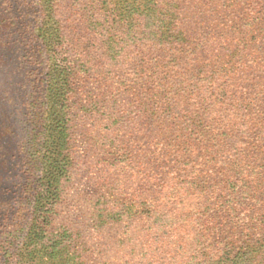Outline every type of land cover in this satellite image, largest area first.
Segmentation results:
<instances>
[{
	"label": "rangeland",
	"instance_id": "obj_1",
	"mask_svg": "<svg viewBox=\"0 0 264 264\" xmlns=\"http://www.w3.org/2000/svg\"><path fill=\"white\" fill-rule=\"evenodd\" d=\"M62 3L60 147L39 4L0 0V264H264V0Z\"/></svg>",
	"mask_w": 264,
	"mask_h": 264
},
{
	"label": "trees",
	"instance_id": "obj_2",
	"mask_svg": "<svg viewBox=\"0 0 264 264\" xmlns=\"http://www.w3.org/2000/svg\"><path fill=\"white\" fill-rule=\"evenodd\" d=\"M63 0H37L40 13L43 17V26L38 27L37 36L41 41L45 51H46V60H47V73H46V92L48 96V100L51 104V117L50 123L47 125L48 130L51 129L53 132L51 141L56 144V146H60L63 144L65 135H66V120L64 118L65 113L63 112L65 103L67 101V90L66 83L68 77L72 74V66L69 58L67 57V50L64 48V41H68L60 30V21L59 14L62 9ZM15 2V0H13ZM5 9V8H4ZM0 10L4 12L5 10ZM140 15V29L142 31V35L140 36L131 32L133 28V22L128 21L127 26L124 28V31L119 33L116 38H118V42L115 41L114 46L116 44L115 50H124L126 47H129L131 43L133 45L138 42H142L151 37L152 35V14H145L143 17V13H139ZM46 27V28H45ZM154 33V32H153ZM171 36H161L157 40L161 46L168 45V40ZM223 70L221 68L212 70L208 73H205L203 76L199 77L195 81L203 82L204 91L210 94L216 95V100L219 101L229 92L230 80H224V73H221ZM201 72V71H200ZM211 82L213 84H211ZM221 97V98H219ZM210 110H213L215 105L210 103ZM63 114V115H62ZM234 146V145H233ZM230 147L229 151L231 152V156H235L233 149L236 147ZM51 170H56L59 176H62L65 172L64 164L58 163ZM53 176V175H52ZM42 189V188H41ZM42 193V192H41ZM234 264H240V261L234 262Z\"/></svg>",
	"mask_w": 264,
	"mask_h": 264
}]
</instances>
